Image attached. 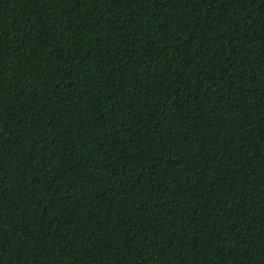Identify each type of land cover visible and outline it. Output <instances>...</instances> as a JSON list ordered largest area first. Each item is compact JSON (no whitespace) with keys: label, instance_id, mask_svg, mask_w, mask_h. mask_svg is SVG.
<instances>
[{"label":"trees","instance_id":"obj_1","mask_svg":"<svg viewBox=\"0 0 264 264\" xmlns=\"http://www.w3.org/2000/svg\"><path fill=\"white\" fill-rule=\"evenodd\" d=\"M0 264H264V0H0Z\"/></svg>","mask_w":264,"mask_h":264}]
</instances>
